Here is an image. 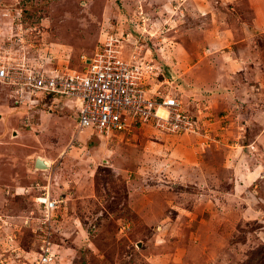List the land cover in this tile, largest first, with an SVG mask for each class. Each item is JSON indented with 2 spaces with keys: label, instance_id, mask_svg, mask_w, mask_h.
<instances>
[{
  "label": "rangeland",
  "instance_id": "374dc122",
  "mask_svg": "<svg viewBox=\"0 0 264 264\" xmlns=\"http://www.w3.org/2000/svg\"><path fill=\"white\" fill-rule=\"evenodd\" d=\"M194 1L0 0V42L32 68L80 70L109 48L153 61L198 124L104 138L62 101L16 103L0 83V264H39L46 240L48 264H264L263 14ZM229 54L223 83L200 77Z\"/></svg>",
  "mask_w": 264,
  "mask_h": 264
},
{
  "label": "built area",
  "instance_id": "2783aa9c",
  "mask_svg": "<svg viewBox=\"0 0 264 264\" xmlns=\"http://www.w3.org/2000/svg\"><path fill=\"white\" fill-rule=\"evenodd\" d=\"M13 50L18 52L10 39L0 42V83L9 88L15 102L23 96L31 102L62 101L74 109L78 132L91 129L107 138L146 125L161 132H192L197 124L180 98L161 91L168 82L153 61L125 60L109 48L97 50L89 58L83 56L80 70L36 69L16 57ZM41 204L45 209L43 221L49 222L53 202L47 196ZM43 242L39 264H48L55 255L48 240Z\"/></svg>",
  "mask_w": 264,
  "mask_h": 264
},
{
  "label": "crops",
  "instance_id": "0c3cea01",
  "mask_svg": "<svg viewBox=\"0 0 264 264\" xmlns=\"http://www.w3.org/2000/svg\"><path fill=\"white\" fill-rule=\"evenodd\" d=\"M194 2H196V0ZM256 6L261 10L260 13L263 14V16L261 18H259V17L255 18V23H254V28L253 29L255 31H259V30H263L264 29V12L262 11V8L264 7V0H262V2L259 1V0H256ZM208 44H209L210 48H217L220 45H222V42L216 41V40H211V41H209ZM227 56L228 55L226 54L225 57H227ZM211 59H210L211 61L209 59H206L207 61H209V69L211 71H208L206 68H204V69H201V73H199V75L201 74L200 77L204 78V80H207V82L210 81V83H212V84L216 83L217 85H220L221 83L224 82V79H226L225 75H227V72H226L227 69L233 68V67L236 68L237 64H235V62H237L238 60L235 59L234 57H231L230 54H229L228 60L225 61V62H227V64H225L224 60H222L218 56H215L214 60H213V58H211ZM212 62H217L219 64V66L218 67H216L215 65L213 66ZM206 66H208V64ZM219 78L221 80H219ZM219 94L224 95L222 93H219ZM225 95H228V92H226Z\"/></svg>",
  "mask_w": 264,
  "mask_h": 264
},
{
  "label": "water",
  "instance_id": "95a60500",
  "mask_svg": "<svg viewBox=\"0 0 264 264\" xmlns=\"http://www.w3.org/2000/svg\"><path fill=\"white\" fill-rule=\"evenodd\" d=\"M34 166L37 170H47L49 168V166L43 160H40V158L35 160Z\"/></svg>",
  "mask_w": 264,
  "mask_h": 264
},
{
  "label": "bare ground",
  "instance_id": "6f19581e",
  "mask_svg": "<svg viewBox=\"0 0 264 264\" xmlns=\"http://www.w3.org/2000/svg\"><path fill=\"white\" fill-rule=\"evenodd\" d=\"M40 158V157H39ZM40 160H43L48 166H49V163H48V161L47 160H45V159H42V158H40Z\"/></svg>",
  "mask_w": 264,
  "mask_h": 264
}]
</instances>
